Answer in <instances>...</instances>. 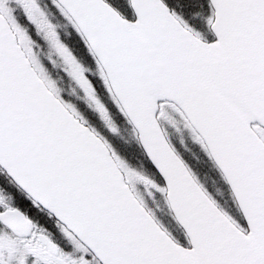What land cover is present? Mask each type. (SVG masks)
Returning a JSON list of instances; mask_svg holds the SVG:
<instances>
[{
    "label": "snow or ice",
    "instance_id": "6c2138e0",
    "mask_svg": "<svg viewBox=\"0 0 264 264\" xmlns=\"http://www.w3.org/2000/svg\"><path fill=\"white\" fill-rule=\"evenodd\" d=\"M42 56L130 143L125 118L145 161ZM0 264H264V0H0Z\"/></svg>",
    "mask_w": 264,
    "mask_h": 264
},
{
    "label": "rangeland",
    "instance_id": "374dc122",
    "mask_svg": "<svg viewBox=\"0 0 264 264\" xmlns=\"http://www.w3.org/2000/svg\"><path fill=\"white\" fill-rule=\"evenodd\" d=\"M42 3H46V0H41ZM58 21L61 24H65L66 21L64 20L63 17H60L59 15L57 16ZM61 35L62 33H65V35L67 37H69L72 42L73 40L76 38L74 35L73 36H68L66 34V30L65 28L61 27L60 29ZM30 31L35 34V28L34 26H30ZM67 31H73L71 29V27L69 26V28L67 29ZM63 38V37H62ZM37 39L40 41L41 44L44 45V51L47 52L48 47L47 44L43 41L42 38L37 37ZM42 59L44 60V63L49 67V69L51 70V74L52 76L58 80L59 85L62 87V89L64 90L63 92V96L65 99L70 100L72 102H74L75 104H77V106L85 113L86 116H88L89 118H93L96 122H99L100 124H102L103 128L105 130H107V128L104 127L102 121L100 120L99 116L93 112V110L91 108L88 107V105L86 104V102L83 99H78L77 97L79 95H83V93L81 92L79 94L78 90L76 89V86L74 85V82L70 81L68 76L63 72L62 69L59 68H54L52 67L51 64L48 63L47 58L42 56ZM100 120V121H99ZM128 127V126H127ZM108 131V130H107ZM129 131L132 134V128H129ZM172 131V135H171V140L172 143L174 144V146L177 148V150L180 152V154L182 155V157L188 162V164L191 166V168L193 169V171L198 175L199 179L201 180V182L207 187V189L214 195L216 196V198L220 197L221 199L223 198V196H225V192L223 190V188L220 186L219 181L214 180L212 178H208L205 177L206 180L216 189L211 188V186L208 185L207 181L205 179H203V177L198 173V171L195 169L197 167L201 168L199 162L197 161V159L193 162V141L190 138V135L188 133L187 130H184V137H185V141L187 144V147H185V144L181 143V139H180V133H176L173 130ZM111 141V140H110ZM112 143L115 145V147L119 150L118 146L121 145V143H117V139L113 140ZM120 151V150H119ZM193 162V163H192ZM196 166V167H195ZM205 166V165H204ZM207 169V168H206ZM217 189H221L223 191V195H221ZM229 200H224L222 203H226L227 205L231 206L229 204ZM161 203H163V201L161 200ZM150 206L155 207L154 204H152L151 201H149ZM166 210V209H165ZM166 212H160L158 214H161L162 217H164L165 219H167V217L165 216Z\"/></svg>",
    "mask_w": 264,
    "mask_h": 264
},
{
    "label": "trees",
    "instance_id": "16d2710c",
    "mask_svg": "<svg viewBox=\"0 0 264 264\" xmlns=\"http://www.w3.org/2000/svg\"><path fill=\"white\" fill-rule=\"evenodd\" d=\"M64 40L66 42L70 43V44L72 43V40L69 37H67L66 35H64ZM109 106L111 107V103L110 102H109ZM114 113H115V119L120 124L121 130L123 131V135L122 136L127 138L130 141V143H126L125 140L122 139L121 137L114 136L109 131L105 130L103 128L102 124H100L99 122H96L93 118H90V120L95 126L98 127V129L104 135H106L108 137L109 140L113 141V140L117 139L118 145H119V143H121V145L118 146L121 154L123 156H125L127 159H129V161L133 165H137L138 166L142 161L146 160V157H145V155L143 153V150H142L141 146L134 140V137L131 135V133L129 131V127H127L128 123L125 120V118L122 115H120L118 112H115V110H114ZM192 147H193V162L197 159V161L199 162V164L201 166V168L197 167L195 169L203 177V179L206 180L205 177H208V178H212L214 180L219 181L220 186L223 188V190L225 192V196H223L222 199L220 197H218L217 199L221 200V202H223L224 200L228 199L230 201L229 204L232 206L230 190H229L227 184L225 183V181L223 180L220 171L214 165L213 161L202 150V148L200 147L199 144L195 143V144H193ZM207 183H208L209 186H211V188H214L208 181H207ZM232 210L235 211L234 206H232ZM165 212H166V210H165ZM184 242L186 243V241H184Z\"/></svg>",
    "mask_w": 264,
    "mask_h": 264
}]
</instances>
